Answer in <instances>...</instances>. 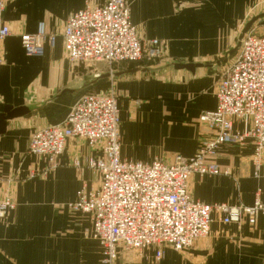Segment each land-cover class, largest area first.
<instances>
[{
    "label": "crops",
    "instance_id": "0c3cea01",
    "mask_svg": "<svg viewBox=\"0 0 264 264\" xmlns=\"http://www.w3.org/2000/svg\"><path fill=\"white\" fill-rule=\"evenodd\" d=\"M104 1L11 0L5 5L2 20L10 34L0 45V111L9 105L27 107L30 114L8 121L0 135V198L9 188L15 205L0 219V264H100L101 249L89 215L68 207L82 185L91 188L99 183L96 173L86 168L78 173L71 162L77 159L85 164L88 158L99 157L100 151L83 140L68 139L56 168L48 170L46 158L27 151L37 129L61 124L82 94L104 91L116 99L122 160L150 163L170 162L175 155L191 158L206 132L199 116L216 107L217 76L232 60L234 54H227L241 29L249 19L262 15L250 31L264 36V0H125L138 36L158 40L163 59L124 64L117 71L172 62L202 67L193 73L166 70L158 77L124 76L80 92H64L75 91L86 76L64 53L65 20ZM39 27L46 37L43 55L27 57L20 35L36 34ZM48 37H53V44ZM243 129L241 121H232L233 132ZM253 150L251 139L220 145L215 163L221 173L193 176L192 199L228 206H250L257 192L263 199L264 168L254 176ZM211 219L208 236L188 249L165 247L159 260L154 248L141 256L121 249L118 264H264V215L253 226L245 220L222 224L216 213Z\"/></svg>",
    "mask_w": 264,
    "mask_h": 264
},
{
    "label": "built area",
    "instance_id": "2783aa9c",
    "mask_svg": "<svg viewBox=\"0 0 264 264\" xmlns=\"http://www.w3.org/2000/svg\"><path fill=\"white\" fill-rule=\"evenodd\" d=\"M9 1L0 0V45L10 34L2 20ZM45 38L42 27L36 34L20 35L24 54L41 57ZM62 39L72 65H102L111 72L124 64H151L163 59L158 40L138 36L125 0H105L69 14ZM53 41L48 37L50 44ZM217 77L216 107L199 116L206 132L191 158L175 155L170 162L154 159L150 163L122 160L119 116L111 93L82 94L61 124L39 128L29 138L28 153L46 158L48 170L56 168L68 139L83 140L100 151L99 157H90L85 164L77 159L71 162L78 173L85 168L96 173L99 183L91 188L82 185L75 201L68 205L72 212L89 215L93 237L101 249L100 264H118L121 249L141 256L154 248L155 260L161 259L165 247L188 249L208 236L212 213L219 215L222 224L245 220L251 226L264 215V193L262 199L257 192L250 206L208 205L193 200L189 193L193 176L221 173L215 158L222 144L251 139L254 176H260L264 168V36L249 30ZM233 120L243 123V131L233 132ZM262 179L264 182V173ZM14 206L9 188L5 189L0 198V219Z\"/></svg>",
    "mask_w": 264,
    "mask_h": 264
},
{
    "label": "water",
    "instance_id": "95a60500",
    "mask_svg": "<svg viewBox=\"0 0 264 264\" xmlns=\"http://www.w3.org/2000/svg\"><path fill=\"white\" fill-rule=\"evenodd\" d=\"M261 17L262 15L252 17L243 26V28L241 29L237 37L235 47L228 52L227 54L228 56L233 55L239 49L244 35L250 30L252 25ZM200 67H202L201 64H185V63L172 62V63L165 64L161 67H150L149 68V67H144V66H136L129 70H123V71L113 70L111 72L109 71L106 73H96L92 76H85L82 79L81 84L77 87L75 91L65 90L64 92H68V93L80 92L84 89L93 87L100 81H103V80L113 81V80L119 79L124 76H132V75L139 74V75H147L150 77H158L162 72L166 70H173V71L186 70L190 73H193L195 69L200 68ZM29 114H30V110L27 107L13 108L9 105H4L0 111V135L5 133L6 125L8 121L23 118Z\"/></svg>",
    "mask_w": 264,
    "mask_h": 264
},
{
    "label": "rangeland",
    "instance_id": "374dc122",
    "mask_svg": "<svg viewBox=\"0 0 264 264\" xmlns=\"http://www.w3.org/2000/svg\"><path fill=\"white\" fill-rule=\"evenodd\" d=\"M75 66H78V68H79V74L80 75L82 74V75H86V76H92V75H94L96 73H106V72H109L108 69L106 67H103L102 65H94V66H89V65H75ZM95 92H98V91H95ZM99 92L100 93H104V91H99ZM43 174H44V172L41 174V176H44Z\"/></svg>",
    "mask_w": 264,
    "mask_h": 264
}]
</instances>
